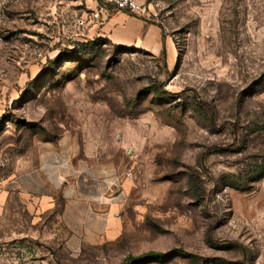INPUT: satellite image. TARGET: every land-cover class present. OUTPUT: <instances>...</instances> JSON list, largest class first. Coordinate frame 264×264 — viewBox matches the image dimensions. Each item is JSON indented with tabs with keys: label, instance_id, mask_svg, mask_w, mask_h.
I'll return each mask as SVG.
<instances>
[{
	"label": "rangeland",
	"instance_id": "rangeland-1",
	"mask_svg": "<svg viewBox=\"0 0 264 264\" xmlns=\"http://www.w3.org/2000/svg\"><path fill=\"white\" fill-rule=\"evenodd\" d=\"M140 2L174 63L87 36L85 0H0V264H264V0ZM65 138L113 182L76 250L64 192L19 183Z\"/></svg>",
	"mask_w": 264,
	"mask_h": 264
},
{
	"label": "crops",
	"instance_id": "crops-1",
	"mask_svg": "<svg viewBox=\"0 0 264 264\" xmlns=\"http://www.w3.org/2000/svg\"><path fill=\"white\" fill-rule=\"evenodd\" d=\"M85 2L91 16L99 14L86 23L87 36H101L120 46H137L155 56L165 52L168 62H175L176 46L154 19L115 10L103 0ZM37 158L32 172L19 179L21 193L28 198L27 205L33 207L37 202L41 207L50 205L53 195L64 192L66 204L61 218L71 230L67 243L72 250L89 241L92 235L106 232L100 222L109 224L114 208V200L104 196L109 193V184L113 183L108 174L96 173L89 165L82 164L77 148L68 138L42 142ZM80 179L85 181V186L78 184Z\"/></svg>",
	"mask_w": 264,
	"mask_h": 264
},
{
	"label": "built area",
	"instance_id": "built-area-1",
	"mask_svg": "<svg viewBox=\"0 0 264 264\" xmlns=\"http://www.w3.org/2000/svg\"><path fill=\"white\" fill-rule=\"evenodd\" d=\"M107 6L112 7L115 10H123L131 14H143L146 7L140 0H103ZM99 17V14L95 13L92 16L88 14L86 18L80 19V25H85L89 19Z\"/></svg>",
	"mask_w": 264,
	"mask_h": 264
},
{
	"label": "trees",
	"instance_id": "trees-1",
	"mask_svg": "<svg viewBox=\"0 0 264 264\" xmlns=\"http://www.w3.org/2000/svg\"><path fill=\"white\" fill-rule=\"evenodd\" d=\"M165 55V52H163ZM157 94H162L164 92L163 89H157L155 90ZM173 251H157V250H149L139 255H128L125 257V259L122 261L121 264H134L137 261L145 260L149 258H155V257H167L171 255Z\"/></svg>",
	"mask_w": 264,
	"mask_h": 264
}]
</instances>
